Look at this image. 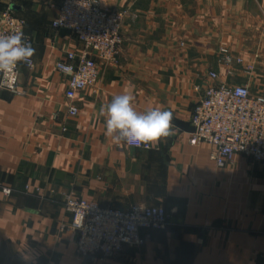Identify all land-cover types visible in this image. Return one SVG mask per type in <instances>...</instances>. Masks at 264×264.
I'll return each instance as SVG.
<instances>
[{"label": "crops", "instance_id": "1", "mask_svg": "<svg viewBox=\"0 0 264 264\" xmlns=\"http://www.w3.org/2000/svg\"><path fill=\"white\" fill-rule=\"evenodd\" d=\"M64 1L0 0L36 49L35 68L21 70L22 95L0 89V181L15 189L0 196V264H264V169L243 157L218 169L210 145L190 144L195 106L215 84L210 72L264 95V0H100L126 13L125 42L118 65H102L96 87L74 101L57 64L84 45L53 29ZM223 46L255 62L251 82L238 65L229 76ZM123 93L138 111H171L174 134L149 150L114 144L99 109ZM68 196L164 207L170 224L142 231L147 245L117 260L83 259L77 235L62 230Z\"/></svg>", "mask_w": 264, "mask_h": 264}, {"label": "built area", "instance_id": "2", "mask_svg": "<svg viewBox=\"0 0 264 264\" xmlns=\"http://www.w3.org/2000/svg\"><path fill=\"white\" fill-rule=\"evenodd\" d=\"M125 16L123 11L105 9L100 0H65L62 3L58 18L52 24L53 29L70 31L84 45L80 53L69 52L67 60L57 64L58 71L69 78L66 95L71 101L85 89L96 87L102 65H118L125 42L122 32ZM25 28L26 22L13 11L0 9V33L22 30L33 45ZM219 61L228 69L230 77L236 75L233 65L242 67L250 82L255 77V62L236 56L226 46L219 49ZM22 68L29 69L26 65H18L15 70L18 78L13 85L15 91L2 90L22 95L19 91ZM209 78L215 84L204 89L195 106L190 144L210 145L213 148L211 159L218 169L226 168L237 157L247 159L252 167L264 169V95L253 94L250 84L218 83L220 77L216 72H210ZM197 91L202 88L198 87ZM69 113L75 117L79 112L71 105ZM14 192V188L0 181V196L9 198ZM63 204L70 223L62 225V230L77 235V252L83 259L117 260L128 247L147 245L149 239L142 235V231L164 230L171 219L164 207L103 208L95 201L69 196L65 197Z\"/></svg>", "mask_w": 264, "mask_h": 264}, {"label": "clouds", "instance_id": "3", "mask_svg": "<svg viewBox=\"0 0 264 264\" xmlns=\"http://www.w3.org/2000/svg\"><path fill=\"white\" fill-rule=\"evenodd\" d=\"M35 54L36 49L22 30L0 33V89L15 91L13 85L18 78L15 70L21 64L34 69ZM133 100L129 93L117 94L99 109L105 122V135L114 144L148 148L174 134L171 111L160 107L138 111Z\"/></svg>", "mask_w": 264, "mask_h": 264}, {"label": "water", "instance_id": "4", "mask_svg": "<svg viewBox=\"0 0 264 264\" xmlns=\"http://www.w3.org/2000/svg\"><path fill=\"white\" fill-rule=\"evenodd\" d=\"M65 32H68V33H71L70 31H65ZM183 129L187 130V126L186 125H183V124H179ZM192 132H194V129H191Z\"/></svg>", "mask_w": 264, "mask_h": 264}]
</instances>
